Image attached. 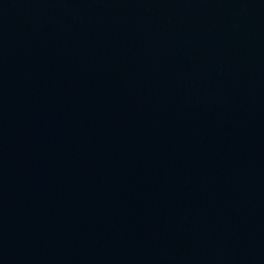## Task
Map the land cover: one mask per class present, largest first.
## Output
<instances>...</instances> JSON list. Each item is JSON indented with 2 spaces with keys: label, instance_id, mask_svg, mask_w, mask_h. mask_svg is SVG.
<instances>
[{
  "label": "water",
  "instance_id": "water-1",
  "mask_svg": "<svg viewBox=\"0 0 264 264\" xmlns=\"http://www.w3.org/2000/svg\"><path fill=\"white\" fill-rule=\"evenodd\" d=\"M0 264H264V0H0Z\"/></svg>",
  "mask_w": 264,
  "mask_h": 264
}]
</instances>
